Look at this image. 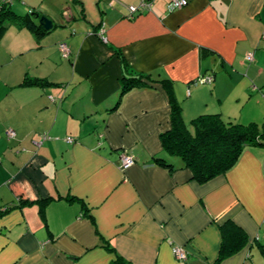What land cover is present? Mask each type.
Here are the masks:
<instances>
[{
  "label": "crops",
  "instance_id": "1",
  "mask_svg": "<svg viewBox=\"0 0 264 264\" xmlns=\"http://www.w3.org/2000/svg\"><path fill=\"white\" fill-rule=\"evenodd\" d=\"M171 1L58 0L48 34H0V264H264V146L206 183L163 146L173 104L192 134L203 115L264 131V0ZM122 58L150 84L121 95ZM228 222L247 243L219 260Z\"/></svg>",
  "mask_w": 264,
  "mask_h": 264
},
{
  "label": "trees",
  "instance_id": "2",
  "mask_svg": "<svg viewBox=\"0 0 264 264\" xmlns=\"http://www.w3.org/2000/svg\"><path fill=\"white\" fill-rule=\"evenodd\" d=\"M41 17L43 15L37 11L18 15L11 10V6L0 5V34L8 26L15 25L30 29L40 38L50 32L39 24ZM122 62L124 73L121 95L150 84L152 79L149 76L131 73L123 58ZM171 121V129L163 135L164 150L170 155L180 156L185 167L192 171L193 178L199 183L209 182L227 173L245 147L264 146V131L259 134L252 126L226 124L219 115H203L195 119V133L192 134L181 118L179 104L172 105ZM157 161L161 164L165 162L162 159ZM221 231L223 239L219 260L238 252L247 243L244 232L231 222L221 226Z\"/></svg>",
  "mask_w": 264,
  "mask_h": 264
},
{
  "label": "built area",
  "instance_id": "3",
  "mask_svg": "<svg viewBox=\"0 0 264 264\" xmlns=\"http://www.w3.org/2000/svg\"><path fill=\"white\" fill-rule=\"evenodd\" d=\"M16 0H0V5H8L11 6L13 4V2ZM188 5V2L186 0H172L169 5H168V9L169 10H176V9H182L184 7H186ZM150 8V3L145 1L143 3H141V5L139 7L137 6H130L128 7V11H129V18H133L135 15L147 11ZM104 33V29L101 30V34ZM60 51L62 53V56L64 58H68L70 55V50L68 48V46L64 43L60 44L59 46ZM247 61H253V57L252 55H248L247 57ZM199 84H203V85H211L213 82V78L211 76H205L202 77L201 79L198 80ZM16 137V133L13 130H8L7 131V138L8 139H13ZM51 137L47 134H43L42 135V140L43 141H47L50 140ZM66 141L68 143H73V139L72 138H67ZM121 162H122V168H126L129 166H132L135 161L132 157H129L128 155H122L121 156ZM1 212V210H0ZM173 254L175 256V258L180 261V262H185L187 261V252L185 251V249L180 248V247H174L173 248Z\"/></svg>",
  "mask_w": 264,
  "mask_h": 264
},
{
  "label": "rangeland",
  "instance_id": "4",
  "mask_svg": "<svg viewBox=\"0 0 264 264\" xmlns=\"http://www.w3.org/2000/svg\"><path fill=\"white\" fill-rule=\"evenodd\" d=\"M57 1L58 0H40V5H39L40 6L39 7L40 11L43 10V8H48V6H49V9H47V10H49V12H51L50 13L51 14L50 19H52L55 24L63 18L62 17L63 9H59L57 7V5L55 4V2H57ZM59 1H62V0H59ZM24 2H26V1L24 0ZM21 6L25 7L24 4H22ZM17 14H26V12L25 13H17Z\"/></svg>",
  "mask_w": 264,
  "mask_h": 264
},
{
  "label": "water",
  "instance_id": "5",
  "mask_svg": "<svg viewBox=\"0 0 264 264\" xmlns=\"http://www.w3.org/2000/svg\"><path fill=\"white\" fill-rule=\"evenodd\" d=\"M39 24L42 25L46 31H51L56 25L52 19H49L46 16L41 17Z\"/></svg>",
  "mask_w": 264,
  "mask_h": 264
}]
</instances>
